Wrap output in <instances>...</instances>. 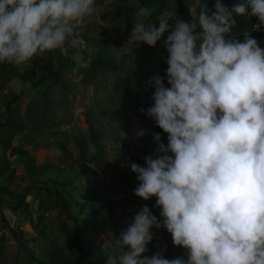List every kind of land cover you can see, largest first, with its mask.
Wrapping results in <instances>:
<instances>
[{
    "label": "clouds",
    "instance_id": "clouds-1",
    "mask_svg": "<svg viewBox=\"0 0 264 264\" xmlns=\"http://www.w3.org/2000/svg\"><path fill=\"white\" fill-rule=\"evenodd\" d=\"M191 22L165 10L134 14L130 39L155 47L165 37L166 73L147 81L151 106L139 111L167 134L161 154L144 166L128 162L134 195L155 198L115 237L108 264H264V47L250 35H230L232 14L255 18L264 29V0L214 10L195 0ZM95 0H0V63L23 66L38 54L67 52L77 25ZM169 21L174 27L169 29ZM158 25V26H157ZM72 71L82 64L73 54ZM136 138L149 135L134 129ZM154 139H162L155 134ZM164 228L184 257L147 255L153 228Z\"/></svg>",
    "mask_w": 264,
    "mask_h": 264
},
{
    "label": "trees",
    "instance_id": "trees-1",
    "mask_svg": "<svg viewBox=\"0 0 264 264\" xmlns=\"http://www.w3.org/2000/svg\"><path fill=\"white\" fill-rule=\"evenodd\" d=\"M206 2L208 8L214 10L215 0H201V3ZM221 2L229 10L238 4L247 5V0ZM194 3L195 0H112L108 26L86 21L88 17H85L76 27L78 43L72 47L69 40L66 53L55 50L38 54L23 66L0 63V92L14 79L28 88H41L23 112L16 104L19 94L3 96V112L0 115V195L14 196L12 185L18 175L12 158L24 160L23 176L33 185L42 184L44 176L59 170L57 165L47 162L37 164L22 145L14 144L16 137L24 133L27 134L25 142L28 145L46 150L57 149V163L81 177L85 193L82 201H75L71 205L70 200L59 195V192L53 193L47 187H32L39 197L36 198L37 212L42 215L52 209L54 195L61 206L66 207L73 228L66 233L63 245L50 240L40 259L30 251H25L17 264H108V256L113 251L100 247L96 236L100 235L114 243V236L118 237L120 231L132 222L133 217L128 214L126 204L140 199L134 195L138 185L136 175L129 167L124 170L117 163L109 161L108 146L119 145L130 152L128 162L144 166L143 158L157 157L161 154V144L167 143V134L139 111L141 107L147 109L151 106L154 89L147 87L152 75L142 65L134 63L130 47L134 14L140 7H151L154 9L150 17L153 22L165 10L176 13L185 22H191V6ZM103 4L104 0H95V7ZM232 17L235 21L230 32L232 37L242 40L247 34L264 47V29L255 31V18L247 13H233ZM173 27L174 21H169L170 31ZM166 36L167 33L155 47L144 44L147 48L146 57L168 56L163 47ZM73 54H79L82 64L86 65L75 72L72 71L75 66L71 59ZM74 74L82 77V82L92 89L91 102L83 111L86 132L71 134V140L79 150L77 156L70 153L65 143L57 140L38 144L47 131L65 123L60 114L68 110L76 90V84L71 80ZM134 129H147L150 134L137 139ZM155 134H160L162 139L155 140ZM109 169V175L120 181L121 196L118 198L103 194L104 177ZM150 200L155 201V198ZM20 201H24V197H18L17 202ZM71 207L74 208V215L69 212ZM148 208L159 219L160 210ZM7 228L17 241L21 239V233L17 234L13 227ZM151 231L159 236L148 245L151 255L159 252L169 259L185 256V250L173 245L171 235L164 228L154 227ZM5 244L6 236L1 235L0 264L6 259Z\"/></svg>",
    "mask_w": 264,
    "mask_h": 264
},
{
    "label": "rangeland",
    "instance_id": "rangeland-1",
    "mask_svg": "<svg viewBox=\"0 0 264 264\" xmlns=\"http://www.w3.org/2000/svg\"><path fill=\"white\" fill-rule=\"evenodd\" d=\"M112 0H104V4L95 7V16L87 18L86 21L97 23L101 26L107 27L108 21L111 18L110 2ZM198 11L195 3L191 6L192 16ZM71 40V38H70ZM121 45H123L121 43ZM130 47L133 53L135 65H142L148 70L152 75L159 73L164 76L167 69V64L165 62L167 56L165 57H146L147 48L144 44H140L137 47L136 42L131 40ZM72 82L76 84V90L74 91L70 103L68 104V110L62 112V116L65 123L58 127V130L47 131L44 137H42L38 144L52 143L51 134L56 131L59 133V140L68 147L70 153L73 156L79 154L77 146L71 140L72 133L85 134L86 126L83 119V111L87 105L91 102L92 89L91 87L85 85L82 82V77L73 75L71 77ZM41 91L39 89H31L26 85L22 84L18 79H14L6 84V88L3 92H0V115L3 112V96L9 95L11 93L19 94V99L16 104L19 105L21 111L23 112L28 105V103L33 100ZM26 133L16 137L17 145H22L26 150L35 151L37 153L44 152L40 148H35L33 145H28L25 142ZM54 140V139H53ZM58 140V141H59ZM22 143V144H21ZM31 146V149L29 148ZM29 148V149H28ZM35 149V150H34ZM52 154H48L47 158L41 157L40 159H47V163L57 165L59 170L50 172L42 178V184H32L30 180L25 178L23 174L20 173L23 170L24 161L20 158L12 159L13 166L16 170L18 178L14 181L12 189L14 191V196H7L1 198L3 202H6L10 207V215L16 217L13 228L16 233H21V239L17 241L13 234L8 231V226L12 227L9 223V215H4L0 211V238L1 235L6 236L5 244V255L6 259L1 264H17L21 261L25 251H30L37 258H41L44 250L47 247L48 241L54 240L60 245H63L66 238V233L71 231L73 228V221L68 218L66 207L61 206L60 202L52 196L53 207L45 214H39L36 210L37 191L32 187H43L49 188L53 193L59 192L65 199L70 200V204L73 205L75 201H82L84 197V191L82 189L81 177L77 174L72 173L68 167H64L63 164H59L56 161L58 157L57 149H52ZM109 161L111 163H117L121 169L127 170L128 159L130 152L122 149L119 145L110 144L108 146ZM54 170V169H52ZM111 169L108 170V174L105 178V185L103 186V194L109 198H118L121 195L120 181L112 176H110ZM54 181V182H53ZM2 183H5L1 180ZM30 189V190H29ZM28 191H30L28 193ZM44 191H42L43 193ZM18 197H24V201H18ZM154 200L144 201L142 199L136 202H129L126 204L127 212L130 216L134 215L144 206L155 207ZM69 212L74 215V208H70ZM159 210V209H157ZM68 212V213H69ZM153 239L159 238L155 232H153ZM97 243L100 247L113 251L114 243H110L100 235L96 236ZM147 255H151L148 247Z\"/></svg>",
    "mask_w": 264,
    "mask_h": 264
},
{
    "label": "crops",
    "instance_id": "crops-1",
    "mask_svg": "<svg viewBox=\"0 0 264 264\" xmlns=\"http://www.w3.org/2000/svg\"><path fill=\"white\" fill-rule=\"evenodd\" d=\"M61 127V126H60ZM55 130H58V128H55ZM51 136H52V138L50 139V140H52V141H58L59 140V133L58 132H56V131H54L52 134H51ZM54 139V140H53ZM60 140H61V138H60ZM59 140V141H60ZM14 144L15 145H17V143H16V139H15V141H14ZM22 144V143H21ZM29 148L31 149V146H29ZM28 148V149H29ZM41 150H45L44 152L42 151V152H40V153H37V152H35V151H31V150H27L28 152H29V154L30 155H32L34 158H35V160H36V163L37 164H44V163H46L47 162V155L50 153V154H52V149H49V150H46V149H42V148H40ZM35 150V149H34ZM46 156V158H44V159H40L41 157H45ZM12 159H14V158H12ZM21 159V158H20ZM21 160H23V159H21ZM24 161V160H23ZM25 166V165H24ZM20 173L21 174H23L24 173V168H23V170H21L20 171ZM18 174V173H17ZM8 195H0V211L4 214V215H9V223H10V225L13 227V225H14V222H15V219H16V217H12L11 215H10V207L8 206V204H6V202H3L2 200H1V198H4V197H7ZM38 213V212H37Z\"/></svg>",
    "mask_w": 264,
    "mask_h": 264
}]
</instances>
